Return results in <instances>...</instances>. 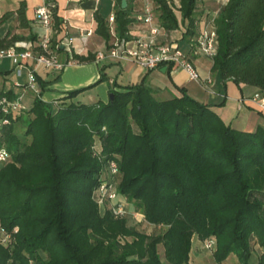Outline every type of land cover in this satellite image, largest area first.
Masks as SVG:
<instances>
[{"label": "trees", "instance_id": "obj_1", "mask_svg": "<svg viewBox=\"0 0 264 264\" xmlns=\"http://www.w3.org/2000/svg\"><path fill=\"white\" fill-rule=\"evenodd\" d=\"M44 1L55 6L57 29L55 0ZM112 1L113 34L126 42L135 21L132 0H124L125 9ZM176 1L152 0L157 25L165 33L180 26V41L188 42L197 34L199 0ZM226 1L213 22L210 72L222 86L230 81L262 94L264 0ZM15 14L19 27L29 29L24 2ZM10 16H1L0 25ZM93 21L94 35L109 50L107 21L96 14ZM8 36L0 49L36 39ZM94 57L88 52L71 60L87 65ZM145 80L111 91L103 104L73 102L91 85L67 92L56 109L38 94L29 111L0 116L8 121L0 128V153L8 155L0 164V233L9 237L3 244L0 236V264H188L193 236L202 244L215 241L214 264L230 256L249 264L254 254V264H264V127L239 132L185 90L156 99ZM109 161L119 174L118 198L162 234H143L129 218L115 220L108 205L100 209L95 191Z\"/></svg>", "mask_w": 264, "mask_h": 264}, {"label": "crops", "instance_id": "obj_2", "mask_svg": "<svg viewBox=\"0 0 264 264\" xmlns=\"http://www.w3.org/2000/svg\"><path fill=\"white\" fill-rule=\"evenodd\" d=\"M19 1L24 2L26 10L25 20L29 24V29L20 28L19 24H17L15 11ZM43 2L44 0H0V17L6 14L12 15L1 23L0 39L7 33H9V38L20 36L24 39L38 35L40 28L34 22V15L35 10ZM226 2V0H199L195 14L201 9V6H203V10L200 13L197 25L203 18L206 19L211 17L212 14H216L220 8L225 6ZM55 4L57 9L56 18L61 22L57 28L56 40L64 36L73 38L72 45L75 50H80L83 54L82 56L88 52L96 55L100 53V50L105 48L102 39L94 35L96 24L93 21V15L100 16L109 24L108 18L113 15L114 11L112 0H55ZM131 5L132 18L134 19L137 15L141 14L146 5L150 8V6L153 7L155 4H153L152 0H132ZM154 10L152 9V14ZM153 17L155 18L154 15ZM176 18L180 20L179 16H176ZM157 24V18H155L154 26H158ZM113 25H108L112 37L111 43H108L109 46L114 43L115 39ZM77 28L82 30L90 29L92 36L89 39L92 38V40L88 43V39L85 45H82L77 34ZM147 30V26L137 24L134 21L128 29L130 37L128 40L148 36ZM161 32V35L155 39V43L165 44L174 41L184 52L187 51L188 46L186 42L180 41L184 32L181 27L178 30L170 31V33H165L162 30ZM175 34H178L179 37ZM58 56L60 60H64L66 54L61 52ZM189 57L193 61L197 73L200 75L199 82L189 80L187 73L180 71L178 68L171 67L166 72V67L161 66L154 71H141L130 61L111 62L106 60L105 64L101 67L97 66L94 62L87 63V65L73 63L70 66H66L59 74L53 72L44 73L38 70L35 73L36 79L38 78L44 84V89L41 90L37 79L38 93L41 95L40 101L44 105H49L56 109L59 100L64 98L67 92L86 89L88 86L97 83L101 79V76H103L105 79L102 83L94 85L84 93H80L73 100V102L76 101L82 103V105H89L95 102L103 104L108 101L111 91H121V88L138 84L146 75L144 83L149 89H152L155 93L154 97L158 100H169L172 97H178L180 95L179 89L185 90L186 94L194 99V101L212 107L213 111L222 119L223 124L239 132L253 133L258 126L264 127V110H260L252 101V97L258 93L257 89L246 85H241L238 88L230 81L222 86L218 74L210 72L211 61L202 56H192L190 54ZM162 68H164L163 72L160 71ZM26 71L25 68H21L19 69V74H16L17 70L10 64L9 60H0V94H8L12 99H18L21 107L27 112L31 109V103L36 94L26 91L24 88V85L27 84ZM56 76H58L57 81H55ZM11 77H14L16 80L19 79V81L22 80L17 88H13L11 84L7 83V79ZM191 241L189 256L192 251L197 254L202 250V243L195 236L192 237ZM190 262H192L191 256ZM190 262L188 264H191Z\"/></svg>", "mask_w": 264, "mask_h": 264}, {"label": "built area", "instance_id": "obj_3", "mask_svg": "<svg viewBox=\"0 0 264 264\" xmlns=\"http://www.w3.org/2000/svg\"><path fill=\"white\" fill-rule=\"evenodd\" d=\"M36 9V8H35ZM54 9L55 6L50 2L44 1L43 4L35 10L34 22L40 28V33L36 35L34 41H18L11 47L0 49V60L7 59L10 64L17 70L16 74H19V69L25 68L27 71L26 80L27 84L24 85L26 91L38 95V81L36 79V71L53 72L59 74L66 66H70L74 61L71 60L73 54L83 55L80 50H75L72 41L73 38L64 36L61 39L56 40L57 29L54 21ZM216 14H212L211 17L203 18L197 25V34L191 38L186 45L187 51H183L177 43L172 41L170 43H155V39L161 35V29L159 26H154L155 18L152 14V9L147 5L142 10L140 15H137L135 23L143 24L148 27V36L140 39H132L126 42L118 40L116 37L114 43L110 46V49H106L104 52L97 53L94 57V63L97 66L105 64L106 60L115 61H130L133 62L141 71H154L161 66L178 68L180 71L187 73L189 80L193 82H199L200 75L194 68L193 61L190 59L192 56H202L209 61H213L217 50L216 44V31L214 30L213 22L215 21ZM109 26L114 24L113 17L108 18ZM63 23V22H62ZM108 26V29H109ZM77 34L80 38V43L85 45L86 40L92 36L90 29L77 28ZM109 34H111L109 30ZM60 50V51H58ZM61 52L66 54L64 60H60L59 56ZM252 101L259 107L260 110H264V93H257L252 97ZM23 108L20 105L19 100L12 99L7 96L0 98V116L12 114L16 115L21 112ZM8 124L7 119L0 120V128ZM0 164L6 162L7 153L1 152ZM119 180V174L117 173L116 164L113 161H109L105 166L102 174V181L96 187V201L100 209H104L108 205V211L115 220H122L123 218H129L131 221H135L138 217L137 213H133L129 210L128 204L118 198L117 182ZM16 230L13 229V232ZM1 242L6 244L9 241V237L3 236L0 233ZM216 247L213 239H207L202 244V250L205 252H213Z\"/></svg>", "mask_w": 264, "mask_h": 264}, {"label": "rangeland", "instance_id": "obj_4", "mask_svg": "<svg viewBox=\"0 0 264 264\" xmlns=\"http://www.w3.org/2000/svg\"><path fill=\"white\" fill-rule=\"evenodd\" d=\"M166 1H172L173 4L177 5L178 6V3L176 0H166ZM202 3V2H201ZM156 5H154L153 7L150 6V8H152L154 10ZM203 10V6H201V9H199V11L195 14V17H196V20H199V16H200V13L202 12ZM155 11V10H154ZM153 11V15L155 16V12ZM176 14V13H175ZM176 16L178 17V15L176 14ZM180 26H178V29H179ZM177 37H179L178 34H175ZM112 38V37H111ZM91 39L88 40V43L90 42ZM96 40V39H95ZM112 39L109 40V44L111 43ZM104 44V43H103ZM108 44V45H109ZM105 51V48H103V50H100V52H104ZM7 83L8 84H11L13 88H17V86L19 85V83H21L22 80L19 81V79H15L14 77H11V78H8L7 79ZM29 110V109H28ZM15 135L16 136H20L21 134V129H20V126L17 127L15 130ZM138 217L136 218L135 221H131L130 222V227H132L133 229L135 230H138L140 232H143V234H146V235H153V234H157V235H160L164 232V229L163 228H153V227H148L144 222H143V218L141 215H137ZM196 243V241H195ZM194 243V245H196ZM199 246H200V243H199ZM202 246V245H201ZM200 246V247H201ZM202 248V247H201ZM162 247L160 246L158 249H157V252H158V255L159 257L162 258L163 260V257H162ZM212 253V252H211ZM210 252H205L203 250H201L199 253H195L194 251L191 252L190 256L192 257V262H190L191 264H214V260H213V256L211 255ZM236 256H230L229 258H227V260L224 261V263L222 264H237V261H236ZM255 260H256V255L254 254L251 259L249 260V264H254L255 263Z\"/></svg>", "mask_w": 264, "mask_h": 264}, {"label": "water", "instance_id": "obj_5", "mask_svg": "<svg viewBox=\"0 0 264 264\" xmlns=\"http://www.w3.org/2000/svg\"><path fill=\"white\" fill-rule=\"evenodd\" d=\"M121 6H122V9H125L126 6H125L124 0H121ZM160 71L163 72L164 68H162ZM108 100L111 101V95L108 96Z\"/></svg>", "mask_w": 264, "mask_h": 264}, {"label": "clouds", "instance_id": "obj_6", "mask_svg": "<svg viewBox=\"0 0 264 264\" xmlns=\"http://www.w3.org/2000/svg\"><path fill=\"white\" fill-rule=\"evenodd\" d=\"M3 157L2 156H0V159H2Z\"/></svg>", "mask_w": 264, "mask_h": 264}]
</instances>
